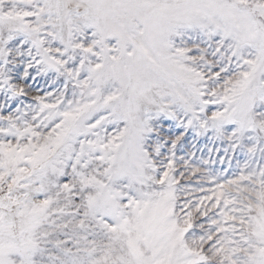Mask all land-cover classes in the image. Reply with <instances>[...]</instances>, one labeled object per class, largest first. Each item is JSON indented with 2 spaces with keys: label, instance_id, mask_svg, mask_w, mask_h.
Wrapping results in <instances>:
<instances>
[{
  "label": "snow or ice",
  "instance_id": "snow-or-ice-1",
  "mask_svg": "<svg viewBox=\"0 0 264 264\" xmlns=\"http://www.w3.org/2000/svg\"><path fill=\"white\" fill-rule=\"evenodd\" d=\"M0 264H264V0H0Z\"/></svg>",
  "mask_w": 264,
  "mask_h": 264
}]
</instances>
